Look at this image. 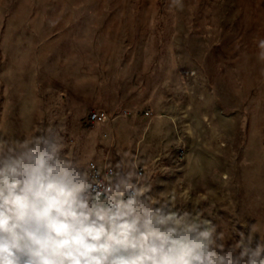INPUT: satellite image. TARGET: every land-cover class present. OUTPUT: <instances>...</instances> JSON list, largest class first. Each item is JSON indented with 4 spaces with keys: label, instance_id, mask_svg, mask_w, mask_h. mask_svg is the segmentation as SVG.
Here are the masks:
<instances>
[{
    "label": "rangeland",
    "instance_id": "obj_1",
    "mask_svg": "<svg viewBox=\"0 0 264 264\" xmlns=\"http://www.w3.org/2000/svg\"><path fill=\"white\" fill-rule=\"evenodd\" d=\"M49 32L69 33L68 45ZM86 33L109 47L84 51ZM261 40L264 0H0V139L55 129L68 156L86 155L94 127L40 87L59 92L86 54L129 86L159 76L151 82L167 90L159 110L175 128L141 183L177 209L202 212L229 242L252 226L264 240Z\"/></svg>",
    "mask_w": 264,
    "mask_h": 264
},
{
    "label": "clouds",
    "instance_id": "obj_2",
    "mask_svg": "<svg viewBox=\"0 0 264 264\" xmlns=\"http://www.w3.org/2000/svg\"><path fill=\"white\" fill-rule=\"evenodd\" d=\"M116 167L97 178L55 129L0 139V264H264L254 226L229 242L202 212L151 194L134 164Z\"/></svg>",
    "mask_w": 264,
    "mask_h": 264
},
{
    "label": "crops",
    "instance_id": "obj_3",
    "mask_svg": "<svg viewBox=\"0 0 264 264\" xmlns=\"http://www.w3.org/2000/svg\"><path fill=\"white\" fill-rule=\"evenodd\" d=\"M90 36V33H86L78 37L86 40L78 44L84 51L89 52L88 49L95 47H109L108 43L99 40L90 41L93 39ZM54 37L62 41V45H68L63 41L69 39V33L45 34V38ZM84 58L81 74L73 77L66 70V75L60 80L59 92L44 83L40 86L44 88L45 93L41 97L51 94L52 98L60 99L68 105L69 114L73 119H81L83 124L94 127L90 133V142L84 145V153L87 154L78 158L86 166H90V171L98 167L107 179H111L118 164H134L141 182V172L148 171L159 153L166 152L172 142L168 135L174 131L175 119L159 110V105L165 101L167 90L162 82L160 86L154 87L151 83L152 77H160L148 73L135 86H129L124 80L114 81L110 78L109 66L103 67L88 54L84 55ZM156 68H159V65H156ZM159 71L163 70L156 69V72ZM107 72L108 74H105ZM37 86V82L28 85L32 95H29L30 97L36 98ZM149 108L153 110V114H147ZM93 110H98L104 118L91 120L89 115Z\"/></svg>",
    "mask_w": 264,
    "mask_h": 264
},
{
    "label": "built area",
    "instance_id": "obj_4",
    "mask_svg": "<svg viewBox=\"0 0 264 264\" xmlns=\"http://www.w3.org/2000/svg\"><path fill=\"white\" fill-rule=\"evenodd\" d=\"M146 112H147V114H151L150 110H147ZM89 116H90L91 120H100V119L104 118V116L98 110L91 111ZM91 172L97 178H99V179L105 178L107 180L106 175L98 167H94Z\"/></svg>",
    "mask_w": 264,
    "mask_h": 264
}]
</instances>
